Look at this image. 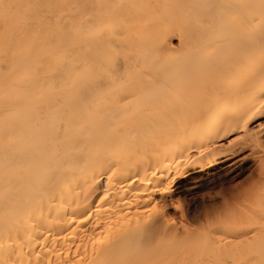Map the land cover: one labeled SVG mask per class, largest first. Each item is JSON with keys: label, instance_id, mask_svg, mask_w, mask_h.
I'll return each mask as SVG.
<instances>
[{"label": "bare ground", "instance_id": "bare-ground-1", "mask_svg": "<svg viewBox=\"0 0 264 264\" xmlns=\"http://www.w3.org/2000/svg\"><path fill=\"white\" fill-rule=\"evenodd\" d=\"M119 2L129 5L117 11L123 37L118 41L121 59L128 56L141 66L149 65L153 75L197 105L207 119L202 122L198 113L176 118L175 128L161 122L153 142L140 123L149 99L127 94L103 109L104 118L121 124L126 135L118 145H80L85 153L81 158L74 148L57 142L51 127L53 122L62 126L56 117L64 109L55 98L68 89L70 68L52 46L47 29L32 36L31 46L22 43L11 64L0 58V127L7 124L19 136L22 178L19 190L11 191L7 199L0 197V260L6 264H104L131 253L129 258L153 264L259 261V239L246 225L258 222L264 202L260 164L255 156L241 160L229 146L240 135L245 114L251 132L262 126L264 117L249 111L256 101L248 93L257 81L249 79L231 91H222L228 75H243L246 69L240 61L224 65L208 51L192 9L131 7L187 5L194 0ZM65 13L62 23L75 20L77 26L88 25L78 12L67 9ZM240 56L258 60L259 42L242 49ZM237 158L233 166L238 168L251 159L258 176L252 184L255 190L244 191L246 195L252 191V197L239 204L232 199L235 189L230 179L226 181L231 171L222 173ZM169 177L173 178L172 191H157L167 186ZM212 185L221 186L218 193H204L198 205L192 201L200 195L189 199L188 193ZM3 190L0 182V193ZM178 201L184 205L182 210L175 208ZM136 235L154 240L155 247L149 252L134 251ZM200 237L206 245L197 244ZM118 240V246L110 247Z\"/></svg>", "mask_w": 264, "mask_h": 264}, {"label": "snow or ice", "instance_id": "snow-or-ice-1", "mask_svg": "<svg viewBox=\"0 0 264 264\" xmlns=\"http://www.w3.org/2000/svg\"><path fill=\"white\" fill-rule=\"evenodd\" d=\"M129 7L122 2H106V0H0V58L11 64L22 50V43L31 46L32 36L42 35L44 30L52 38V46L65 58V67L70 68L71 82L68 89L55 102L64 109L57 114L61 127L53 122L51 127L58 143L74 148L82 158L85 153L80 145L89 142L103 144H119L126 135L125 128L117 123L106 120L103 109L117 98L127 94H139L149 99L144 107L146 113L140 121L146 136L151 135L156 140V129L161 122L168 123L169 128H175V119L181 120L195 117L203 122L206 113L198 106L168 88L153 75V69L145 64L125 56L121 59L122 33L118 31L117 11ZM131 7H150L154 9L187 7L194 12L195 24L203 30L205 45L208 51L224 65L240 61L246 69L243 75L232 72L222 84V91L228 92L237 85L246 83L249 79L257 81V87L251 89L249 96L259 104L253 103L249 111L259 112L264 117V0H194L187 5L180 4H140ZM72 9L80 14L88 25L77 26L75 20L61 22L65 10ZM30 29V32H24ZM24 33V35H22ZM59 37V44L56 37ZM259 42L258 60L252 56H240L242 49ZM100 46L98 49L93 45ZM10 72V69H9ZM61 79L64 74L59 73ZM257 90L259 97L256 96ZM123 107V105L121 106ZM222 111V109H218ZM240 135L235 136L230 147L245 157L258 158L261 169V185L264 187V120L262 126L251 132L247 114L243 121ZM214 123L210 127H214ZM19 136L12 132L8 125L0 127V182L4 190L0 197L8 198L13 190H19L21 176L18 171L20 157ZM173 178L169 177L167 186L157 191L167 194L172 191ZM192 196L195 193H188ZM177 210L184 205L175 203ZM253 237H258L261 259L248 260L247 264H264V202L258 222L251 221L246 225ZM120 241L110 244L118 246ZM134 251L149 252L155 247L154 240H147L143 235L133 237ZM197 244H207L203 237ZM108 259L104 264H153L135 258ZM0 264H6L0 260ZM14 264V262H13ZM201 264H227L224 260L201 262Z\"/></svg>", "mask_w": 264, "mask_h": 264}, {"label": "rangeland", "instance_id": "rangeland-1", "mask_svg": "<svg viewBox=\"0 0 264 264\" xmlns=\"http://www.w3.org/2000/svg\"><path fill=\"white\" fill-rule=\"evenodd\" d=\"M239 158L235 159L234 161L230 162V163H227V165L224 166V168L226 169V171H222V173H229L231 171V173L227 176L226 178V181H228L230 179V185L232 187V189H235L234 191H232V196H233V200L235 199V203L239 204L240 201H244V200H247V196H249L250 198L252 197V191H253V188L254 186L252 184H254L253 182H255L254 180L258 177L257 176V166L254 165V163H252V160L249 159L247 161H245V163L241 162L238 164V168H236V165H232L234 164V162L238 161ZM229 165H232L231 167ZM223 168V169H224ZM232 170H231V169ZM235 171V172H234ZM256 171V172H255ZM255 172V173H254ZM254 173V175H253ZM230 176V177H229ZM257 181V180H256ZM212 188V189H211ZM219 188L221 189V186H208V188H202V189H198L196 191H193L194 193H196V195H204V193L208 192V193H212L214 191H216V193H218V190ZM252 188V191L249 192V195H246V191H249V189ZM210 190V192H209ZM213 190V191H212ZM251 190V189H250ZM255 190V188H254ZM236 191H237V195H236ZM239 191V192H238ZM245 191V192H244ZM235 192V193H233ZM256 192V191H255ZM207 193V194H208ZM254 193V192H253ZM205 194V195H207ZM255 194V193H254ZM242 198V199H240ZM193 196H189V199H191ZM235 197V198H234ZM202 199V196L201 198L198 197V199H196V201H192V203L194 205H198V202H200V200ZM236 200H239V201H236ZM202 201V200H201ZM219 201V202H218ZM216 203L218 204L217 206L221 205L220 202H221V199L218 200ZM251 200H249L250 202ZM247 201H245L244 203H246ZM222 203V202H221ZM220 207V206H219Z\"/></svg>", "mask_w": 264, "mask_h": 264}]
</instances>
